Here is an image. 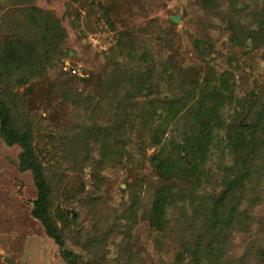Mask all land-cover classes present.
<instances>
[{"label":"rangeland","instance_id":"1","mask_svg":"<svg viewBox=\"0 0 264 264\" xmlns=\"http://www.w3.org/2000/svg\"><path fill=\"white\" fill-rule=\"evenodd\" d=\"M41 11L67 52L49 67L33 47L30 71L13 74L17 46L43 34ZM68 86L102 111L86 115ZM0 101L42 164L48 218L78 264H190L219 230L221 264H264V0H0ZM123 105L135 120L113 155L100 137ZM22 152L0 134V264H67L33 215ZM217 216L228 222L214 227Z\"/></svg>","mask_w":264,"mask_h":264},{"label":"trees","instance_id":"2","mask_svg":"<svg viewBox=\"0 0 264 264\" xmlns=\"http://www.w3.org/2000/svg\"><path fill=\"white\" fill-rule=\"evenodd\" d=\"M39 15L41 16L42 20L44 21V29L43 34H38L35 36L32 40L33 46H31L28 43L20 44L17 46L18 50L19 47L21 51V56H19L18 60L16 62V66L14 69L13 74H17L19 76H25L23 75V70H28L29 67L27 64H30L29 58H28V50L30 51L33 47L37 51V60H40V62H43L44 66H54L55 61H59L61 57L66 54L67 51L63 49L61 46V43L58 45L59 41L56 38L63 39V34H60L58 32H54L51 28L53 26H57V23L55 21H52V18L47 16V13L40 12ZM43 21H39L41 24ZM52 21V24L50 22ZM58 27V26H57ZM21 57V58H20ZM31 60V56H30ZM61 61V60H60ZM30 71V70H28ZM27 71V72H28ZM79 89H72V87H67L64 93V96L67 100L72 101L74 106L77 108H81L82 104L78 105L76 100L78 99V96H85V104L86 106L83 107V109L86 111V115H90L92 117H95L94 115L97 112H101L103 107L98 104H103V101H101V98H94L92 95L81 93L82 91H78ZM9 95V94H8ZM122 100V99H121ZM122 103L125 104V100L123 98ZM128 110L126 109L125 105L121 107V110L117 111L120 114H117V112H113L111 114H115L120 119V122L117 125L110 124L107 126L110 133H104L100 139L104 142H107L110 144V151L112 150L111 154L116 155L119 152L124 151V146L130 142L128 138H126V133L124 129L120 131V128L127 127L129 124L131 125V122L135 120V115L131 117L130 114L126 113ZM127 115V116H126ZM154 113H151V116L149 118H152ZM15 118L16 113H15ZM14 118V115L12 114L10 108L8 107V104L0 101V134L5 138V141L7 144L12 145L15 143L20 144L23 147V152L21 153V163L23 166L27 169H30L31 172L34 175V181L35 185L38 191L37 198L34 201V209H33V215L40 219V221L43 223V225L46 228L47 234H49L54 241L60 246L61 248V254L63 258L65 259L67 264H78L76 262L77 254H74L72 251H68L65 248L63 249V238L62 235L57 233V230L55 226L53 225V222L48 218L49 209L47 208V195L49 192L48 186H46V182L42 173V164L39 163L35 158L34 149L28 139V135L24 134L25 132H22L21 129L18 127L19 124L16 122V119ZM153 119V118H152ZM112 126V127H111ZM249 129L252 131L255 127L254 123H249ZM75 142V149H77L78 152L82 151L85 153L88 149H85L86 146L82 141L81 137L76 134V138L74 140ZM112 145V146H111ZM116 153V154H115ZM124 154V153H122ZM112 155V156H113ZM111 156V157H112ZM113 158V157H112ZM114 159V158H113ZM161 162V161H160ZM165 166H167L168 170L170 169L172 172H175V165L170 160V157L165 160ZM159 167H163L161 163H159ZM165 198V194L161 195L159 197L158 202H155V207L153 208L154 213L158 214L161 213V207L163 206V200ZM215 210V209H213ZM218 220V223H215V226L223 227L228 221H224L223 219H219L218 216L216 217ZM156 219V218H155ZM157 220V219H156ZM223 221L225 223H223ZM157 224V223H156ZM218 228V227H217ZM224 234L219 230L215 234V237L217 238L218 243L216 244L214 242V239H210L211 242H205V238L208 237L204 234L203 239L201 242H199L196 246V248L192 252L191 261L190 264H221L220 261H222L220 258L223 254V244L219 241H222L220 239V236ZM93 242H95L94 239H92ZM96 243V242H95Z\"/></svg>","mask_w":264,"mask_h":264},{"label":"water","instance_id":"3","mask_svg":"<svg viewBox=\"0 0 264 264\" xmlns=\"http://www.w3.org/2000/svg\"><path fill=\"white\" fill-rule=\"evenodd\" d=\"M170 19H171L173 22L178 23V22H179V19H180V15L177 14V15H175V16H170ZM68 54H69V55H75V51H74L73 49L70 48L69 51H68Z\"/></svg>","mask_w":264,"mask_h":264},{"label":"built area","instance_id":"4","mask_svg":"<svg viewBox=\"0 0 264 264\" xmlns=\"http://www.w3.org/2000/svg\"><path fill=\"white\" fill-rule=\"evenodd\" d=\"M73 72H76L75 70H73Z\"/></svg>","mask_w":264,"mask_h":264}]
</instances>
